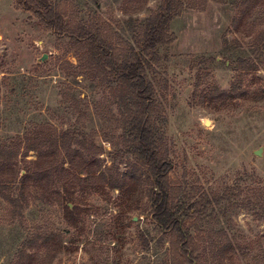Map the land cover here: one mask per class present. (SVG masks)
Returning a JSON list of instances; mask_svg holds the SVG:
<instances>
[{"label": "rangeland", "instance_id": "obj_1", "mask_svg": "<svg viewBox=\"0 0 264 264\" xmlns=\"http://www.w3.org/2000/svg\"><path fill=\"white\" fill-rule=\"evenodd\" d=\"M53 1L76 19H102L130 41L160 3L146 0L136 12L139 2L131 0ZM235 4L209 0L204 10H183L171 23L177 40L158 49L160 62L147 76L157 90L156 132L173 162L178 204L187 210L199 198L211 202L208 216L188 218L192 234L226 229L240 246L226 264H264V47L255 41L264 10L251 17L256 24L249 35H238L230 30ZM67 62L78 64L68 37L57 36L17 0H0V139L23 135L35 124L77 127L103 146L104 164L116 162L125 172L121 147L103 131L102 116H117L118 106L107 87L68 75L73 70L64 71ZM213 83L226 91L235 84L241 97L223 102ZM120 132L109 129L107 136L118 142ZM35 158V152L27 157ZM39 197L19 222L0 195V264H14L29 234L45 231L58 234L62 248L50 255L41 250V264H170L169 236L146 197L124 200L118 190L81 195L75 225L63 204Z\"/></svg>", "mask_w": 264, "mask_h": 264}, {"label": "trees", "instance_id": "obj_2", "mask_svg": "<svg viewBox=\"0 0 264 264\" xmlns=\"http://www.w3.org/2000/svg\"><path fill=\"white\" fill-rule=\"evenodd\" d=\"M131 1L139 2L136 12L147 4L146 0ZM208 1L160 0L130 41L100 18L69 16L68 10L53 0H17L57 36L70 39L78 64L67 62L64 71L73 70L68 75H85L109 90L118 115L102 116L104 138L115 148L121 147L127 168L122 172L116 162L104 164L100 157L103 146L93 134L77 127L59 130L50 123L35 124L23 135L0 139V195L10 206L13 221L23 222L25 209L33 197L40 196L49 203L63 204L66 220L75 225L81 195L118 190L124 200L140 195L152 203L154 220L169 236L170 264H226L234 259L240 246L228 230L197 229L192 234L188 218L208 216L211 202L202 197L187 210L178 204L170 178L173 162L163 152L156 132L157 90L147 76L160 62L158 49L177 40L171 31L172 21L186 8L204 10ZM235 6L230 30L249 35L256 24L250 19L264 10V0H236ZM255 41L264 47V29ZM211 87L223 102L241 97L235 84L230 91L215 83ZM109 129L121 131L118 142L107 136ZM30 152L36 153L35 159H27ZM61 248L62 240L54 231L34 232L23 241L14 264H41V250L50 255Z\"/></svg>", "mask_w": 264, "mask_h": 264}, {"label": "water", "instance_id": "obj_3", "mask_svg": "<svg viewBox=\"0 0 264 264\" xmlns=\"http://www.w3.org/2000/svg\"><path fill=\"white\" fill-rule=\"evenodd\" d=\"M47 58V55L45 54L43 57H42V60H45ZM210 123V120H207V124ZM261 153V150H256V154H260Z\"/></svg>", "mask_w": 264, "mask_h": 264}]
</instances>
